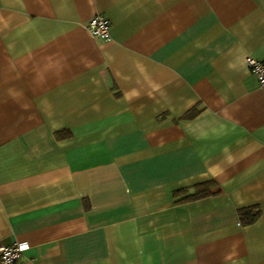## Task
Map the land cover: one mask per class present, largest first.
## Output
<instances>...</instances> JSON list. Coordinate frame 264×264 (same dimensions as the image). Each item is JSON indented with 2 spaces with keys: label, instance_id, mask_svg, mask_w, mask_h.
<instances>
[{
  "label": "crops",
  "instance_id": "0c3cea01",
  "mask_svg": "<svg viewBox=\"0 0 264 264\" xmlns=\"http://www.w3.org/2000/svg\"><path fill=\"white\" fill-rule=\"evenodd\" d=\"M247 57L264 0H0V244L24 264H264Z\"/></svg>",
  "mask_w": 264,
  "mask_h": 264
},
{
  "label": "built area",
  "instance_id": "2783aa9c",
  "mask_svg": "<svg viewBox=\"0 0 264 264\" xmlns=\"http://www.w3.org/2000/svg\"><path fill=\"white\" fill-rule=\"evenodd\" d=\"M88 29L92 37L105 41L110 40L111 24L105 16L97 15L94 17L89 23ZM245 64L257 78L260 87L264 89V62L253 57H247ZM26 249L27 245L23 243H14L9 246L0 244V264H24L22 255Z\"/></svg>",
  "mask_w": 264,
  "mask_h": 264
},
{
  "label": "trees",
  "instance_id": "16d2710c",
  "mask_svg": "<svg viewBox=\"0 0 264 264\" xmlns=\"http://www.w3.org/2000/svg\"><path fill=\"white\" fill-rule=\"evenodd\" d=\"M195 111L196 110L192 111V113L189 116H187V117L191 118L194 115H196L197 112H195ZM64 135H65V133H57L56 134V136L58 138H60V137H62ZM214 186H215V183L213 181L208 182V183H204V184H200V185L195 187L194 194L182 199L180 202L191 201V200H199V199L208 197V196L211 195V189ZM181 193H183V192H177L175 194L176 197L178 195H181ZM239 215H240V218H241L243 223L252 224L260 216V211L257 210V208H249V209H244V210L239 211Z\"/></svg>",
  "mask_w": 264,
  "mask_h": 264
}]
</instances>
